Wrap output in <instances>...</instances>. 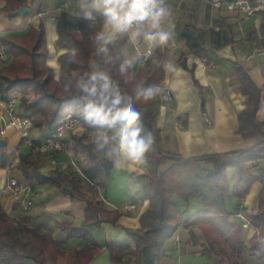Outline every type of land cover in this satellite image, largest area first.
Listing matches in <instances>:
<instances>
[{
  "label": "crops",
  "instance_id": "0c3cea01",
  "mask_svg": "<svg viewBox=\"0 0 264 264\" xmlns=\"http://www.w3.org/2000/svg\"><path fill=\"white\" fill-rule=\"evenodd\" d=\"M63 1L67 0H27L28 9L20 16L10 17L0 12V36L24 31L30 25L44 26L48 49L46 63L52 67L55 78L58 77L60 69L59 56L68 52L67 49L56 46L57 26L71 27L81 33L87 42L93 40L97 20H102L101 30L104 21L91 3L82 9L80 0H73L61 7ZM5 2L6 0H0V8ZM163 7L167 15L161 22V30L169 36L164 44L149 43L142 35L133 42L127 34L117 36L111 43L122 52L126 61H133V65L139 64V54L144 50H152V59L157 48L163 49L164 79L159 87L161 90L168 89L170 96L164 99L158 96L148 104V107L157 110L155 129L161 134V147L165 151L189 158L264 145V124L261 125L262 135L244 138L237 132L238 114L247 107L248 96L241 92L234 68V64L238 63L260 89L256 118L264 123V13L257 12L250 18H243L240 13L232 12L224 5L212 6L209 0H164ZM40 9L47 11L48 15L31 18ZM84 11H91L94 19H85ZM188 22L193 24L199 42L207 50L202 55L192 51L179 34V30ZM2 53L4 51L0 45V54ZM3 56L0 55V67L10 60L7 54L4 53ZM181 58L183 64L180 63ZM11 93L18 96L17 107L20 109L19 103L32 97L31 91ZM10 94L2 96L0 93V101ZM4 117V111L0 110V126ZM113 130L116 133L117 129ZM76 131L79 130L70 131L66 135L69 145L67 151L69 155L73 153L82 161V155L77 154L71 146ZM30 134L37 136L33 129ZM0 139L5 140V144L1 146L5 165L0 166V209L26 228H49L53 238L67 241L69 247L82 245V240L68 238L61 224L57 223L67 221L79 226L84 220L85 201L58 192L50 184L26 183L16 163L18 153L26 150L28 146L21 142L19 132L13 127L0 134ZM117 144L118 140L112 141L113 146ZM95 151L106 160L98 164H86L84 160L86 166L90 167V183L101 181L98 194L102 207L107 210L118 209L121 215L115 223L102 222L100 227L91 230L92 234L100 243L115 242L134 248L135 243L129 238L127 230L140 227V216L149 203L147 178L143 174L141 161L125 162L118 160L115 155H109L107 150L95 148ZM55 154L45 155V163L40 168L42 173L54 168L65 172L73 170L72 158L65 159L62 152ZM203 166L211 167L207 164ZM261 167H264V158L254 166V173L257 174ZM227 173L228 182L232 186L236 180L235 170L229 168ZM10 178H15L27 187L25 195L32 200L29 208L22 207L21 196L13 194L11 188H5ZM261 188L262 184L255 181L243 199L226 195L227 210L231 211L230 218L241 223V237L246 245H249L250 239L257 233L256 228L249 224L248 216L257 211ZM173 198L182 210L184 220L203 208L199 196H191L187 201L178 196ZM126 204H134V207L126 210L123 208ZM155 236L157 245L149 248V253L153 256L152 264H227L221 263L216 255L207 256L201 253L205 244L198 227L191 228L183 223L173 232L164 230ZM127 258L129 261L126 264L144 262V256H126L125 259ZM27 263L33 264L30 261ZM89 264H112L109 250L102 247ZM243 264H264V256L250 252L245 255Z\"/></svg>",
  "mask_w": 264,
  "mask_h": 264
},
{
  "label": "trees",
  "instance_id": "16d2710c",
  "mask_svg": "<svg viewBox=\"0 0 264 264\" xmlns=\"http://www.w3.org/2000/svg\"><path fill=\"white\" fill-rule=\"evenodd\" d=\"M232 1V0H226ZM27 0H6L0 12L14 16L13 11ZM102 20H97L93 32L94 49L90 50L81 33L71 27L57 26L56 46L68 52L59 56L60 69L58 77L47 62L48 49L45 29L42 24L32 25L21 32H11L0 36V45L9 62L0 67L1 95L11 92H32V97L19 103L21 115L29 116L36 138L45 136L66 113H72L79 119L81 126L73 135V149L82 155L86 164L106 160L96 153L95 138L98 133L115 135L113 129L94 125L85 119L82 93L75 88L80 77H86L95 71L106 72L119 84L122 93L132 96L134 107L141 114L140 125L142 136L151 134L152 143L144 154L141 165L147 178L148 207L140 216V227L127 230L129 238L135 243L134 248L128 245L104 242L100 243L92 234V229L100 227L102 222L115 223L121 211L107 210L102 207L98 188L100 180L91 184L90 167L81 166V172L62 171L59 168L42 173L40 168L45 163V155L38 150L27 148L18 153L16 167L21 170L28 184L46 183L58 192L68 194L71 198L83 199L86 203L84 220L79 226L67 221L57 223L68 238L80 239L83 244L69 247L67 241L55 239L49 228H26L21 222L0 209V264H89L102 247L110 253L112 264H126L133 256H144L143 264H152L153 256L149 248L157 245L156 233L175 231L181 224L200 228L205 248L201 253L207 256L216 255L221 263L243 264L244 257L250 252L264 256V167L256 174L253 171L261 158H264V145L258 144L249 149L202 154L184 158L180 154L165 151L161 145V134L155 129L157 110L148 104L161 94L159 87L164 79L162 68L163 49L157 48L154 57L145 63L133 65L127 75H122L120 66L126 59L122 52L108 44V52L97 53L95 35L101 31ZM187 46L194 52L204 54L207 50L201 45L194 26L188 22L179 30ZM73 51L75 56L72 55ZM180 63L183 64L181 58ZM240 90L248 96V105L238 114L237 132L244 138L262 135L261 125L256 118L260 101V89L249 78L238 64H234ZM137 85L155 86L159 92L151 99L135 100ZM89 139V141H85ZM0 147V166H4ZM55 153V152H54ZM203 164L210 165L205 167ZM233 168L236 180L230 186L227 170ZM134 176V175H133ZM258 181L262 184L258 208L248 216L249 224L256 228L249 241L244 244L241 237L242 225L230 218L227 210L226 195L243 199L251 185ZM178 196L187 201L191 196H199L203 208L183 219L182 210L173 197Z\"/></svg>",
  "mask_w": 264,
  "mask_h": 264
},
{
  "label": "clouds",
  "instance_id": "9594fccd",
  "mask_svg": "<svg viewBox=\"0 0 264 264\" xmlns=\"http://www.w3.org/2000/svg\"><path fill=\"white\" fill-rule=\"evenodd\" d=\"M91 3L103 16V29L96 33L97 53L107 54V45L117 36L127 34L130 41L141 35L149 43L164 44L169 36L161 30V22L167 15L164 0H80L82 9ZM85 19H94L91 11H84ZM75 56V52L72 53ZM133 61H125L120 66L122 75H127ZM75 88L82 93L85 119L94 125L117 129L115 135L98 133L95 144L98 150H107L118 160L139 163L149 150L151 134L142 136L140 113L134 107L132 96L122 93L119 84L103 71H95L75 82ZM159 92L155 86L137 85L135 100L151 99ZM117 125L119 127L117 128ZM118 140L113 146L112 141Z\"/></svg>",
  "mask_w": 264,
  "mask_h": 264
},
{
  "label": "built area",
  "instance_id": "2783aa9c",
  "mask_svg": "<svg viewBox=\"0 0 264 264\" xmlns=\"http://www.w3.org/2000/svg\"><path fill=\"white\" fill-rule=\"evenodd\" d=\"M73 0L63 1L60 6L65 7ZM214 7L225 6L228 10L236 11L240 13L243 18H250L257 12L264 13V0H209ZM48 15V12L40 9L31 18ZM4 57V53L0 54ZM152 55L151 49H146L139 54L140 63H145L150 59ZM170 92L168 89L163 88L161 90L160 98H169ZM18 96L16 94H10L6 99L0 101V110H3L5 117L3 118L0 126V134H4L5 130L9 127L15 128L20 135L21 142L33 150H38L43 153L49 152H63L67 150L66 135L70 131H75L80 128L81 123L72 113H66L61 119H59L54 127L43 137L36 138L30 133L32 131L31 117L21 115L17 110ZM75 165L74 162H71ZM5 188H11L13 194L21 196V205L24 209L29 208L32 204V200L27 198L25 191L27 187L20 184L15 178H10ZM134 207V204H126L124 209L129 210Z\"/></svg>",
  "mask_w": 264,
  "mask_h": 264
},
{
  "label": "rangeland",
  "instance_id": "374dc122",
  "mask_svg": "<svg viewBox=\"0 0 264 264\" xmlns=\"http://www.w3.org/2000/svg\"><path fill=\"white\" fill-rule=\"evenodd\" d=\"M86 45L88 46V48L90 50H93L94 49V43H93V40H88L86 42ZM17 110L20 111V108L17 107ZM36 132V131H35ZM32 133V131H31ZM77 133V132H76ZM67 150L69 151V145H68V141H67ZM63 151L62 153L65 155V159H70L72 158V160L74 161L75 165L72 166V169L74 171H77V172H81V166H84L85 164V161H81L80 158L76 157L75 154L71 153V155L68 154V151ZM49 155H56L54 152L52 153H49Z\"/></svg>",
  "mask_w": 264,
  "mask_h": 264
},
{
  "label": "water",
  "instance_id": "95a60500",
  "mask_svg": "<svg viewBox=\"0 0 264 264\" xmlns=\"http://www.w3.org/2000/svg\"><path fill=\"white\" fill-rule=\"evenodd\" d=\"M28 7L27 5H22V7L20 6L18 9L13 11V15L14 16H20L23 15L26 11H27ZM5 144V140L4 139H0V147L2 145Z\"/></svg>",
  "mask_w": 264,
  "mask_h": 264
}]
</instances>
